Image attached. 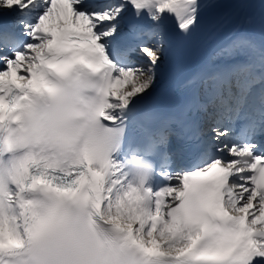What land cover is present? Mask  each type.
<instances>
[{
	"label": "snow or ice",
	"instance_id": "obj_1",
	"mask_svg": "<svg viewBox=\"0 0 264 264\" xmlns=\"http://www.w3.org/2000/svg\"><path fill=\"white\" fill-rule=\"evenodd\" d=\"M212 7L0 0V264H93L101 223L136 264H264V0L228 5L260 39L230 32L179 103L156 107L166 64ZM77 65L101 80L78 149L57 87Z\"/></svg>",
	"mask_w": 264,
	"mask_h": 264
},
{
	"label": "clouds",
	"instance_id": "obj_2",
	"mask_svg": "<svg viewBox=\"0 0 264 264\" xmlns=\"http://www.w3.org/2000/svg\"><path fill=\"white\" fill-rule=\"evenodd\" d=\"M100 77L82 66H74L71 71L57 81L59 89V110L63 117V130L71 136L73 147L78 149L93 135L89 122V112L100 103ZM48 108L41 102L39 113H46ZM70 222L76 227H82L76 209H71ZM96 259L93 264H136L133 250L127 248L121 237L110 231V225L101 223L98 235Z\"/></svg>",
	"mask_w": 264,
	"mask_h": 264
},
{
	"label": "bare ground",
	"instance_id": "obj_3",
	"mask_svg": "<svg viewBox=\"0 0 264 264\" xmlns=\"http://www.w3.org/2000/svg\"><path fill=\"white\" fill-rule=\"evenodd\" d=\"M128 87H130V85H128Z\"/></svg>",
	"mask_w": 264,
	"mask_h": 264
}]
</instances>
